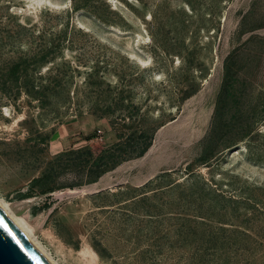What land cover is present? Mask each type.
<instances>
[{"label":"rangeland","instance_id":"obj_1","mask_svg":"<svg viewBox=\"0 0 264 264\" xmlns=\"http://www.w3.org/2000/svg\"><path fill=\"white\" fill-rule=\"evenodd\" d=\"M0 198L58 264H264V0H0Z\"/></svg>","mask_w":264,"mask_h":264},{"label":"water","instance_id":"obj_2","mask_svg":"<svg viewBox=\"0 0 264 264\" xmlns=\"http://www.w3.org/2000/svg\"><path fill=\"white\" fill-rule=\"evenodd\" d=\"M0 264H52L1 207Z\"/></svg>","mask_w":264,"mask_h":264},{"label":"bare ground","instance_id":"obj_3","mask_svg":"<svg viewBox=\"0 0 264 264\" xmlns=\"http://www.w3.org/2000/svg\"><path fill=\"white\" fill-rule=\"evenodd\" d=\"M32 2L40 4L42 3V0H32ZM0 207L52 264H58L55 260L52 259L45 248L36 240L33 235L32 226L29 224L26 218L18 214L19 206L17 202H8L3 198H0Z\"/></svg>","mask_w":264,"mask_h":264}]
</instances>
